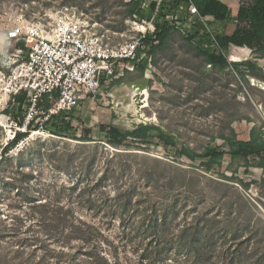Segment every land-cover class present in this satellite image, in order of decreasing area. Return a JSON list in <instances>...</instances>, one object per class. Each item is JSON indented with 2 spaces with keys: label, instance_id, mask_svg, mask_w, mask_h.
Returning <instances> with one entry per match:
<instances>
[{
  "label": "rangeland",
  "instance_id": "1",
  "mask_svg": "<svg viewBox=\"0 0 264 264\" xmlns=\"http://www.w3.org/2000/svg\"><path fill=\"white\" fill-rule=\"evenodd\" d=\"M128 1L0 0V65L4 67L9 53L13 52V46L6 41V30L23 19L45 22V15L50 10L66 8L65 13L71 18L89 23L92 32L104 35L105 40L114 44L138 36L136 22L151 20L149 4L152 0H142L144 18L129 14L125 4ZM224 1L229 3L236 16L241 0ZM186 16L181 30H174L170 43L157 51L153 68L146 69L144 74L136 69L121 78L107 79L95 98H87L74 110L78 135L84 137L82 129H92V139L96 140L93 144L57 137L42 128L46 118L39 117L35 123L41 126L40 129L32 130L10 151L13 157L22 151L24 155L0 165V264H56L55 258L44 260L42 248L35 251V246H30L25 252L18 251L19 246L14 242L16 236L11 234L8 226L24 218L27 225L22 231L29 230L31 220L28 218L38 217L33 213L31 201H57L58 192L75 183H79V192L87 182H79L81 171L87 173L89 170L90 178L95 182L103 180L99 186L102 189L93 191L94 197H105L108 194L102 193L105 189L115 195L113 173H120L119 161L127 166L126 171L121 172L120 181L126 183L125 187L133 184V201H146V205H156L162 212L177 203L182 209L178 221L188 216L189 220L209 223L212 217H217L223 227L225 222L236 218L245 227L243 222L247 220V227L258 231L260 237L264 236L262 168L251 167L250 172H246L244 166L236 164L234 168L238 167V173L234 175L236 178L230 179L223 176H233L228 157L220 169L207 171L200 161L177 156L174 147L157 139L130 150H115L100 132L102 124L114 123L133 129L140 123H153L173 135L176 146L186 145L202 152L209 145L224 143L218 133L229 131L227 125L231 122L242 139L249 138L254 124H264V79L250 74L245 80L234 68L222 71L208 65L204 56L183 37L186 29L194 27L214 35L231 34L236 27L235 18L211 22L190 13ZM20 46L25 45L22 42ZM6 47L11 49L9 53ZM225 52L229 61L256 60L264 70V58H257L250 47L231 46ZM24 103L17 99L4 106L0 101V154L15 131V126L10 127L12 120L17 122L16 118L23 117ZM8 116H11L10 121H7ZM235 116L241 118L232 121ZM21 129L27 130L23 126ZM116 151L130 153H122L119 161L112 162L111 157ZM20 166L25 169V174L19 172ZM60 199L69 201L67 196ZM240 201L248 203L240 207ZM229 202L233 203L234 213L226 208ZM77 209L78 215L97 225L108 239L104 248L112 264H189L177 255L179 249L170 245L163 253L147 254L144 251L146 244L140 243L139 226H122L119 219L109 223V218L102 213ZM32 233H20L19 237ZM181 252L187 253V248L182 247Z\"/></svg>",
  "mask_w": 264,
  "mask_h": 264
},
{
  "label": "trees",
  "instance_id": "2",
  "mask_svg": "<svg viewBox=\"0 0 264 264\" xmlns=\"http://www.w3.org/2000/svg\"><path fill=\"white\" fill-rule=\"evenodd\" d=\"M124 3V0H121ZM129 8L131 16L144 18L146 15L142 0H130L125 3ZM194 4L200 15L211 22H225L235 18L236 27L231 34L203 31L199 28L186 29L183 37L186 38L195 51L204 56L208 65L220 70L234 68L243 79L252 74L264 79L263 67L256 60L229 61L226 50L231 46L250 47L257 55V58H264V0H241L236 16L229 3L224 0H152L149 4L150 16L154 17V25L144 38L141 39L136 56L125 60L126 63L134 64L133 71L126 70V73L134 72L136 69L144 74L151 64L156 62V54L159 49L170 43L174 30H181V25L187 20L186 14H191V6ZM181 12V14L179 13ZM185 13L184 14H182ZM196 16V15H195ZM2 66V65H0ZM3 68V66L1 67ZM247 71V72H245ZM105 79L102 80V85ZM24 102V98H18ZM51 104L46 99L42 108L47 110ZM25 112L28 104H25ZM23 117L16 118L19 126H23L26 113ZM73 112H61L50 115L42 123V128L60 138H72L93 144L92 129H82L84 137L79 136L74 123ZM46 115H39L45 117ZM241 118L235 116L232 121ZM250 118V117H248ZM77 120V119H76ZM229 131L221 130L218 138L224 143L220 145H209L202 152L195 151L189 146L174 144V137L166 132L159 125L140 123L133 129L124 128L118 124H102L100 132L104 135L106 143L116 149L130 150L140 144L153 143L156 139L160 143H167L175 148L179 157H186L192 161H200L207 171L220 169L225 159L230 158V168L236 178L238 173L237 164L250 172L251 167H259L264 171V124H254L249 132L248 139L238 136L231 124L227 125ZM40 125L33 120L27 130H17L16 135L3 148L0 154V165L5 161H14L22 158L24 153L20 152L13 157L10 151L22 140L29 136L32 130L40 129ZM139 144V145H136ZM139 149V148H137ZM111 161H119L120 157L130 152L116 151ZM124 153V154H122ZM120 163V173H113L115 180L116 194L105 189V197L93 196V191L99 188L103 180L95 182L87 173H78L79 182L87 180L86 187L79 190V183L73 186H65L58 192L57 201H31L33 213L38 217L28 218L31 220L26 231V220L20 218L17 223L8 226L11 234L15 237V245L19 246L18 251L25 252L28 247L35 246V251L42 248L45 251L44 260L56 259V264H112L105 253L104 244L108 241L97 225L83 219L77 213V208L86 209L95 213H102L108 217L109 223L120 220L122 226H139L138 233L141 235V242L146 244L144 251L153 254L155 251L163 253L166 247L179 249L177 255L185 258L189 264H264V236L260 237L259 232L248 226L245 220V227L237 222L236 218L225 222L223 227L217 217H212L209 223L204 221L195 222L189 220L188 216L178 221L181 208L173 204L166 211H159L156 205H146V201H133V194L126 183L120 181L121 172H125L127 166ZM19 172L26 173L20 166ZM109 174H106L107 178ZM249 186V184H246ZM62 196L69 197V201H61ZM247 201H240V207H245ZM226 208L234 213L233 203H227ZM188 213V212H187ZM32 231L31 236L19 237L20 233ZM187 248V253H182L181 248ZM165 249V250H164Z\"/></svg>",
  "mask_w": 264,
  "mask_h": 264
},
{
  "label": "built area",
  "instance_id": "3",
  "mask_svg": "<svg viewBox=\"0 0 264 264\" xmlns=\"http://www.w3.org/2000/svg\"><path fill=\"white\" fill-rule=\"evenodd\" d=\"M65 9L48 11L45 22L23 19L6 30L13 52L6 49L10 56L0 69V101L7 106L24 98L28 110L23 127L27 128L39 115L47 119L75 110L87 98L98 95L103 79L121 78L126 70L133 71L135 65L125 60L136 56L141 39L154 25V17L146 23L136 22L138 36L114 44L92 32L89 23L71 18ZM191 13L204 19L194 4ZM22 42L25 46H20ZM149 62L151 69V58ZM46 99L51 105L44 110ZM13 126L12 139L17 130H22L12 120L10 127Z\"/></svg>",
  "mask_w": 264,
  "mask_h": 264
},
{
  "label": "crops",
  "instance_id": "4",
  "mask_svg": "<svg viewBox=\"0 0 264 264\" xmlns=\"http://www.w3.org/2000/svg\"><path fill=\"white\" fill-rule=\"evenodd\" d=\"M6 41L9 42V40L7 39V37H6ZM6 48H7V47H6ZM234 58L236 59V57H234Z\"/></svg>",
  "mask_w": 264,
  "mask_h": 264
},
{
  "label": "bare ground",
  "instance_id": "5",
  "mask_svg": "<svg viewBox=\"0 0 264 264\" xmlns=\"http://www.w3.org/2000/svg\"><path fill=\"white\" fill-rule=\"evenodd\" d=\"M2 120V119H1Z\"/></svg>",
  "mask_w": 264,
  "mask_h": 264
}]
</instances>
